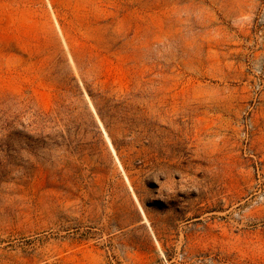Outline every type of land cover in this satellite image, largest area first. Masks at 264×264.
<instances>
[{
    "label": "rangeland",
    "instance_id": "374dc122",
    "mask_svg": "<svg viewBox=\"0 0 264 264\" xmlns=\"http://www.w3.org/2000/svg\"><path fill=\"white\" fill-rule=\"evenodd\" d=\"M0 264H264V0H0Z\"/></svg>",
    "mask_w": 264,
    "mask_h": 264
}]
</instances>
